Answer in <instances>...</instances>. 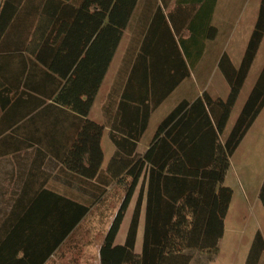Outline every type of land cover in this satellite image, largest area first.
I'll return each instance as SVG.
<instances>
[{"label":"trees","instance_id":"1","mask_svg":"<svg viewBox=\"0 0 264 264\" xmlns=\"http://www.w3.org/2000/svg\"><path fill=\"white\" fill-rule=\"evenodd\" d=\"M31 1L4 0L0 9V162L13 167L5 169L7 183L0 181V264H45L113 181L125 196L101 244L100 264H191L197 251L216 255L233 195L224 184L230 157L264 107L263 67L233 128L221 141L264 38V0L240 66L226 52L219 59L218 67L230 86L228 97L213 98L205 91L194 101L182 100L160 122L150 149L141 154L138 142L152 111L191 75L190 68L206 47V39L195 38L201 30L195 23L188 27L190 38L163 41L167 54L150 53L152 40L144 39L111 123L110 138L117 150L106 177L101 175L104 126L84 117L137 0H38V6ZM25 2L39 10V18L30 22L28 16L20 17ZM106 17L109 21L104 24ZM209 28L210 36L215 29ZM91 41L94 48L107 47L108 53L85 54ZM171 61L178 71L168 76L165 63ZM40 65L50 82L42 91L45 99L40 97ZM164 80L169 84L160 89ZM134 81L141 85L138 96L127 92ZM56 92V100L76 112L80 135L59 139L61 144H72L67 151H44L54 137L47 127L40 133V124H51L40 121V115L53 114V104L46 102ZM56 160L104 187L97 186L89 204L48 188L47 168L56 167ZM144 172L150 178L142 250L137 252L144 185L125 242L118 244L116 238ZM260 199L264 205V182ZM263 255L264 237L258 231L245 264H260Z\"/></svg>","mask_w":264,"mask_h":264},{"label":"crops","instance_id":"2","mask_svg":"<svg viewBox=\"0 0 264 264\" xmlns=\"http://www.w3.org/2000/svg\"><path fill=\"white\" fill-rule=\"evenodd\" d=\"M261 1L262 0H137L136 5L134 6V9L132 10V13L129 17L127 26L123 29V33L119 45L114 53V57L111 63L107 66L106 73L98 88L89 114L84 117L104 126L101 138V148L104 154L101 166L102 171L105 162L108 161V158H106V149L104 147L106 136L109 137L111 142L108 144V146H110L109 150L111 151L110 157H112L117 150L116 145L110 138L111 123L113 122L114 116L117 112L121 97L125 92L126 80L130 68L132 65H134L138 54L141 52V46L144 39L149 38L152 40L150 53L167 54L169 53V50L166 51L167 44H163V41H170L173 36L176 40L190 38V34L192 33L189 31L188 27L191 23H195L197 26L199 25L201 27L200 32L196 33L195 38L206 39V47L201 59L192 68H190L191 75L181 80L174 90H172V92L162 101V103L152 111L148 127L138 142L137 152L141 154L150 149L158 125L179 104V102L184 99L194 101L206 91L204 87L200 86L199 80L201 73L204 72L206 68V57H217L216 64L218 65L222 54L225 52L229 54L227 45L224 44L221 50L218 41L237 39L236 44H238V40L242 41V49L247 47L249 38L255 26V18H248V20H246L245 17L252 3L254 9H260ZM90 12L95 13L96 10L91 8ZM37 18H39V14ZM119 18L122 19L121 16H119ZM108 21L109 18L106 17L104 19V24L108 23ZM209 26H212L215 29L212 33L213 35L210 36L209 34L211 33V30ZM125 41H128V44L126 47H124V56L118 62L116 70H114V65L117 61V57L119 56L121 46L125 44ZM91 44L92 41L86 47L85 54L88 51L90 52V55L95 53L102 56L103 54L105 55L108 53L107 47H104L102 44L99 46V48H94L91 46ZM192 50L195 52L196 49ZM172 56L173 55H171V57ZM130 57H132L131 62ZM17 61L18 59L15 60V63ZM13 62L14 61H12L10 64L13 65ZM233 63L234 65L236 64L234 61ZM236 65V67L240 66V64ZM165 66V68H167L166 71L168 76H172L178 71L177 66L172 61L170 64L165 63ZM182 69L183 68L181 65L179 71L181 72ZM44 70V67L40 65V97L42 98H44L42 94L43 89L45 87L48 88L47 84L50 83L46 82L48 77ZM168 81H160V89L162 87L165 88L166 85L169 84ZM54 83L53 89L55 88ZM132 86L134 87L128 89V94H135L138 96L140 94L141 85H139L137 81H134ZM149 86H151V84ZM192 86L194 90L192 93H189L188 89ZM151 92L152 90L150 87L148 93ZM57 93L58 92H56L53 99L46 98L47 104H53L50 106L53 114H51V116L40 115V121H51V124H40V133H43L42 130L46 129L47 127L48 129H51L52 136L54 137L52 145H46L47 147L42 148L44 151H67L70 149L72 144H61V142L59 143V139L61 141L62 138L66 136H68L69 139L77 138L80 135V129L78 128L79 119L75 116L76 112L73 111L71 107H68L62 104V102L56 100L55 97ZM175 96L177 98H175ZM222 97L223 96H220L218 98ZM43 107L44 106H41L40 110ZM256 121L257 120L254 121L243 140L239 144L238 148L230 157V167L226 174L224 184L232 188L233 195L228 213L224 221V234L219 241V251L216 255H210L208 253L197 251L191 264H245L255 234L260 231L264 237V205L260 199V190L264 182V170L260 177L256 178L253 176V179H255L254 182L251 180V178L250 180H247L245 183L246 189L239 190L238 194L233 188L235 181L229 180L228 177L231 170H234L236 173L237 169L241 167L238 165V163H236V161H234V157L236 156L238 150L243 145H245L249 134L253 132ZM223 136L224 133L220 136L222 142L226 140L228 135L226 137ZM56 139L57 141H55ZM5 159L6 163L11 162L7 158ZM56 161V167L53 165L52 167L48 166L49 168H47L51 175L47 183L48 188L65 194L67 197L72 199H81L83 198L82 194H84L88 199H94L96 197V195L93 194L97 188L96 185L98 184L95 180L89 178L83 179L76 172H73L72 170L68 171L67 167L62 161ZM5 165L6 164H4V161L0 162V181L7 183L6 180L9 179H5V169L9 168L11 171L13 167L11 166V163L6 166ZM252 174H254V172ZM149 178V172H144L132 198V200H135L134 206L132 208L134 212L141 186L144 185L143 207L136 244L140 237V231L143 244ZM51 183H60L64 189H54L50 186ZM250 189L254 193L253 199L249 194ZM237 198L241 203H244L250 207L249 222L252 223L251 226L247 224L248 216L246 214H244L245 218L243 223L238 224L232 221L234 213L233 205ZM126 235L122 243L125 242ZM100 247L97 264H100ZM65 262V259H57L56 254H53L45 262V264H68ZM260 264H264V255L260 260Z\"/></svg>","mask_w":264,"mask_h":264},{"label":"rangeland","instance_id":"3","mask_svg":"<svg viewBox=\"0 0 264 264\" xmlns=\"http://www.w3.org/2000/svg\"><path fill=\"white\" fill-rule=\"evenodd\" d=\"M3 1L4 0H0V7ZM29 3L34 6L39 5L38 0H34ZM29 3L25 2V4L22 6L20 17H23L25 19L26 16H28L27 20L31 22L33 21V19H37L39 10L37 11L36 8L31 7ZM30 8H32L33 11ZM258 14L259 9H254L252 3L247 11L245 19L248 20V18H255L256 23ZM236 40L237 39H229L225 41L220 40L218 41V44L219 47H221V50L223 48V45L226 44L229 49L228 53L230 54L232 60L236 64H240L246 48L242 49V41L238 40V44H236ZM127 44L128 41H125V44L121 46L119 56L117 57V61L114 65V70H116L118 62L124 56V47H126ZM216 58L217 57L213 56L206 57V68L205 71L201 73L199 79L200 86L204 87L206 92H208L213 98L223 96L222 99H226L230 93V86L223 73L219 69L218 65L216 64ZM263 67L264 38L257 52L255 60L251 66L246 81L242 89L240 90L238 99L232 109L228 123L224 130L223 137L229 135ZM193 90V86L188 89L189 93H192ZM175 98L177 97L175 96ZM257 117L258 118L256 119L257 121L254 124L253 132L249 134L246 139L245 145L242 144L243 146L238 150L236 156L234 157V161H236V163H238V165H240L241 167L237 169L236 173L234 170H231L228 175L229 180L235 181L234 186L232 184L231 185L236 190L237 194L239 190L246 189L245 183L247 180H250L251 178V180L254 182L255 179H253V176L256 178L260 177L261 173L264 170V107ZM109 143H111L110 139L108 136H106L104 147L106 149V158H108V161L105 162V165L103 167V171L101 173L102 177L109 176L107 172V167L111 159V151L109 150L110 146H108ZM253 172L254 174H252ZM96 182L98 183L96 187L99 186V189H101V187H104V184H101L100 181L97 180ZM50 186L57 190L64 189L60 183H51ZM97 188L95 189L96 191ZM249 194L253 199L254 193L251 189L249 191ZM82 195L83 198L81 199L88 202L89 204L91 199L86 198L84 194ZM124 196L125 192L123 191V189L118 186L115 181H113L106 188L105 194L100 197V199H98L97 202L93 204V206H91L90 213L81 221L76 230L60 246L59 250L55 253L57 259H65V263L68 264H97L99 247L101 246L107 230L114 220L117 211L119 210ZM134 203L135 200H131L129 207L125 212L124 220L121 224L120 231L116 238V243L118 244L123 242L125 235L127 234V230L129 228L133 213L132 208L134 206ZM233 207L234 213L232 212V221L238 224L243 223L245 218L244 214H246L248 216V219L246 218L248 220L247 224L251 226L252 223L249 222L250 207L244 203H241L238 198L237 200H235ZM139 233L140 237L136 244L137 252H141L142 250L141 231Z\"/></svg>","mask_w":264,"mask_h":264}]
</instances>
